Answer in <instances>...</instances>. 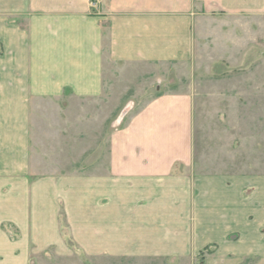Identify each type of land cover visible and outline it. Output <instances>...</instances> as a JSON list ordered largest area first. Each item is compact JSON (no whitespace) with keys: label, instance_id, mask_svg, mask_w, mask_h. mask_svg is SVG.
I'll list each match as a JSON object with an SVG mask.
<instances>
[{"label":"crops","instance_id":"crops-1","mask_svg":"<svg viewBox=\"0 0 264 264\" xmlns=\"http://www.w3.org/2000/svg\"><path fill=\"white\" fill-rule=\"evenodd\" d=\"M251 17L264 0H0V264L183 263L210 243L211 264H264V240L227 239L250 231V174L201 169L171 86Z\"/></svg>","mask_w":264,"mask_h":264},{"label":"rangeland","instance_id":"rangeland-1","mask_svg":"<svg viewBox=\"0 0 264 264\" xmlns=\"http://www.w3.org/2000/svg\"><path fill=\"white\" fill-rule=\"evenodd\" d=\"M222 35L228 36L227 44L223 43ZM218 36L220 39L214 40L209 49L203 46L193 65L172 69L175 81L171 86L180 85L177 89L183 87L192 95L193 154L202 161L201 169L250 174V182L241 195L250 205V231L235 230L227 239L235 244L242 239L264 240V219L259 220L257 215L259 205L264 209V17H251L248 22L235 20L234 31L224 34L218 31ZM238 188L241 187L236 186L234 194L241 193ZM244 219L242 216L236 223L243 226L246 215ZM59 221L66 246L82 258V252L70 237L64 214H60ZM216 250L217 245L210 243L194 259L155 264H211ZM44 255L59 254L48 248ZM258 259L250 256L240 264H258ZM81 264L107 263L96 260Z\"/></svg>","mask_w":264,"mask_h":264}]
</instances>
